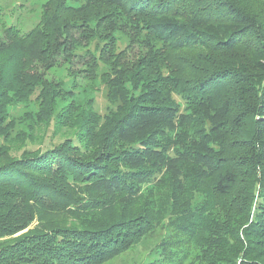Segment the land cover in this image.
Returning <instances> with one entry per match:
<instances>
[{
    "label": "trees",
    "instance_id": "obj_1",
    "mask_svg": "<svg viewBox=\"0 0 264 264\" xmlns=\"http://www.w3.org/2000/svg\"><path fill=\"white\" fill-rule=\"evenodd\" d=\"M43 8L0 10V264H264V0Z\"/></svg>",
    "mask_w": 264,
    "mask_h": 264
},
{
    "label": "rangeland",
    "instance_id": "obj_2",
    "mask_svg": "<svg viewBox=\"0 0 264 264\" xmlns=\"http://www.w3.org/2000/svg\"><path fill=\"white\" fill-rule=\"evenodd\" d=\"M48 0H0V10L2 11V15L7 24H13L18 26L22 31L30 30L34 25L38 23L41 18L42 13L44 12V4H46ZM67 4L72 6H80L84 4L85 0H65ZM117 22H124L126 20L121 14L115 17ZM121 43H123L124 39L121 36H117ZM146 35H141L140 39H146ZM155 48H159L161 44L159 42L153 41ZM198 52V51H197ZM185 52H183L184 54ZM189 54V53H185ZM106 67L101 68V72L105 71ZM59 74H62V69L57 70ZM101 80L98 79L96 82V89L100 88L99 92L95 93V90L89 93V96H95L96 109L102 114L105 111V107L107 105V101L104 98L103 89L104 86L101 85ZM180 100V99H179ZM181 103H183L180 100ZM36 112V107L31 105L29 108H15L11 113V117L16 120L15 129L12 131L13 134L17 132L27 131L28 124L31 122L30 120L25 118L27 116L34 117ZM55 142L57 140H54ZM2 143V138L0 137V145ZM30 147V146H28ZM132 251V254L129 253ZM142 254L145 252L144 249H140ZM133 250H129L117 257L111 258L102 264H135L132 262L133 258Z\"/></svg>",
    "mask_w": 264,
    "mask_h": 264
}]
</instances>
